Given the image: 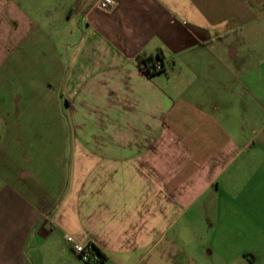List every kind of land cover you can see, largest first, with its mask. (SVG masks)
<instances>
[{"label": "crops", "instance_id": "obj_1", "mask_svg": "<svg viewBox=\"0 0 264 264\" xmlns=\"http://www.w3.org/2000/svg\"><path fill=\"white\" fill-rule=\"evenodd\" d=\"M66 235L258 264L264 0H0V264H87Z\"/></svg>", "mask_w": 264, "mask_h": 264}, {"label": "built area", "instance_id": "obj_2", "mask_svg": "<svg viewBox=\"0 0 264 264\" xmlns=\"http://www.w3.org/2000/svg\"><path fill=\"white\" fill-rule=\"evenodd\" d=\"M98 5L101 8L107 9L113 5V0H98ZM156 71H162L164 69L163 64L158 61L156 63ZM65 240L72 244L74 252L86 263L96 264L98 262V256L94 255L91 243L80 244L74 240L70 235L65 236Z\"/></svg>", "mask_w": 264, "mask_h": 264}, {"label": "trees", "instance_id": "obj_3", "mask_svg": "<svg viewBox=\"0 0 264 264\" xmlns=\"http://www.w3.org/2000/svg\"><path fill=\"white\" fill-rule=\"evenodd\" d=\"M162 57H158V61H160L162 63ZM139 64L142 67V69L148 74V75H154L157 72L160 71H156V64L153 60V58L151 57H146V56H142L139 60ZM163 71V70H162ZM92 245V250L94 255L98 256V262L96 264H103L106 260L105 255L93 244ZM87 264H91V263H87Z\"/></svg>", "mask_w": 264, "mask_h": 264}, {"label": "rangeland", "instance_id": "obj_4", "mask_svg": "<svg viewBox=\"0 0 264 264\" xmlns=\"http://www.w3.org/2000/svg\"><path fill=\"white\" fill-rule=\"evenodd\" d=\"M63 242H65L66 243V241H65V237H60V238H58L57 240H56V245H63ZM52 243H50V245H51ZM258 257H259V262H258V264H264V253H259L258 254Z\"/></svg>", "mask_w": 264, "mask_h": 264}]
</instances>
